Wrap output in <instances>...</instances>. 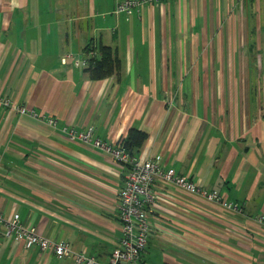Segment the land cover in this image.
<instances>
[{"label": "crops", "instance_id": "1", "mask_svg": "<svg viewBox=\"0 0 264 264\" xmlns=\"http://www.w3.org/2000/svg\"><path fill=\"white\" fill-rule=\"evenodd\" d=\"M0 0V91L58 127L0 107V211L108 263L120 244L128 167L61 126H94L161 156L230 209L157 177L149 242L136 264H264V0ZM90 44L111 46L116 72L94 79ZM79 62V64H77ZM0 264H80L26 248L0 226Z\"/></svg>", "mask_w": 264, "mask_h": 264}, {"label": "built area", "instance_id": "2", "mask_svg": "<svg viewBox=\"0 0 264 264\" xmlns=\"http://www.w3.org/2000/svg\"><path fill=\"white\" fill-rule=\"evenodd\" d=\"M161 1L163 0H123L117 4L116 12L130 15L141 6ZM88 63V58H86L84 64L88 65ZM0 107L10 108L18 114L30 115L41 119L53 127L60 126L56 117L42 113L36 108L16 103L11 97L4 95L1 91ZM61 129L71 139L92 143L103 148L111 152L117 161L128 165L125 184L119 194V210L122 221L121 241L112 251L109 262L103 263L94 255H86L74 251L67 241H57L42 235L38 231L37 226L25 224L20 213H15L11 218H6L0 211V226L3 227L5 235L14 237L17 241H22L26 248L37 246L41 250L51 252L60 258L73 256L80 264L138 263L149 242L151 227L147 207L155 200L153 183L157 177L188 192L201 194L207 199L221 203L227 208L242 210L239 205L225 201L217 189L203 188L191 178L178 174L174 169L164 168L161 156L142 160L138 156L132 155L124 146L113 145L96 136L94 126H89L87 129H78L73 126L63 125ZM259 221L264 223V215L259 216Z\"/></svg>", "mask_w": 264, "mask_h": 264}, {"label": "trees", "instance_id": "3", "mask_svg": "<svg viewBox=\"0 0 264 264\" xmlns=\"http://www.w3.org/2000/svg\"><path fill=\"white\" fill-rule=\"evenodd\" d=\"M92 52V54H90ZM88 58L87 70L94 79H102L113 75L119 67V59L115 51L109 45L90 44L85 48ZM148 134L140 129H131L123 139L121 145L124 146L132 155H136L135 150L143 146ZM128 167V165L126 164ZM148 245V244H147Z\"/></svg>", "mask_w": 264, "mask_h": 264}]
</instances>
